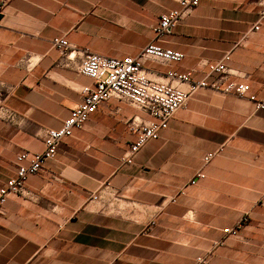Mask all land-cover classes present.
I'll use <instances>...</instances> for the list:
<instances>
[{
    "label": "crops",
    "instance_id": "crops-1",
    "mask_svg": "<svg viewBox=\"0 0 264 264\" xmlns=\"http://www.w3.org/2000/svg\"><path fill=\"white\" fill-rule=\"evenodd\" d=\"M263 2L201 0L155 42L182 58L143 60L153 82L185 90L225 54L227 74L208 78L216 87L196 90L130 163L121 162L135 138L127 123L145 115L114 98L98 104L27 179V195L6 198L0 264H264V110L220 92L245 83L264 99V22L250 30ZM173 10L177 0H0V107L12 113L0 118V188L15 156L39 154L44 130L58 129L80 88L93 86L77 71L82 52L138 56ZM51 38L73 48L70 59Z\"/></svg>",
    "mask_w": 264,
    "mask_h": 264
},
{
    "label": "built area",
    "instance_id": "built-area-1",
    "mask_svg": "<svg viewBox=\"0 0 264 264\" xmlns=\"http://www.w3.org/2000/svg\"><path fill=\"white\" fill-rule=\"evenodd\" d=\"M201 0H177L179 10H173L161 15L155 26L152 27L154 43L148 44L138 56L112 58L87 52H82L78 61L77 71L82 76L90 79L93 86L80 88L81 100L62 122L58 129H46L42 134L43 149L39 154L30 155L20 152L15 156V172L6 184L0 188V213L9 195H27L25 183L35 173L41 171L45 164L55 158L60 141L69 137L74 130H79L95 111L98 104L110 98L121 100L129 106L139 110L145 115L143 119L131 118L128 120L129 130L135 134L134 141L129 145L127 153L121 158L122 163H130L131 157L147 141L156 140L159 133L167 127L169 119L176 110L183 107L190 96L198 89L215 88V81L208 82L211 76H223L227 74V62L229 54H225L220 60L206 65L205 77L199 81L189 80L185 90H180L168 83H158L149 80L142 68L145 59H160L165 62L176 63L182 55L176 52L161 51L155 42L161 40L169 29L177 23L185 14L196 7ZM264 22V2L257 20L251 27L255 32ZM49 44L56 48L67 59L71 57L73 48L62 38H51ZM190 73L178 75L168 72L166 78L175 82L188 80ZM249 86L245 83H228L220 91L222 94H231L237 97H246L254 104L256 110H264V99L257 100L248 94ZM0 118L11 120L12 113L0 107ZM215 152L207 153L202 157V164H206ZM204 174L197 172L189 181L193 185L195 180L203 179ZM92 200L97 197L93 196ZM246 216L241 217L237 228L245 223ZM221 233L226 236H234L235 229L224 228ZM195 260L205 264V260L196 257Z\"/></svg>",
    "mask_w": 264,
    "mask_h": 264
}]
</instances>
